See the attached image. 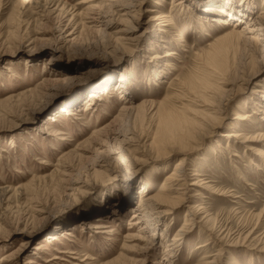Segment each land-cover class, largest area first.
Masks as SVG:
<instances>
[{
    "label": "rangeland",
    "instance_id": "1",
    "mask_svg": "<svg viewBox=\"0 0 264 264\" xmlns=\"http://www.w3.org/2000/svg\"><path fill=\"white\" fill-rule=\"evenodd\" d=\"M30 1L0 0V264H264V0Z\"/></svg>",
    "mask_w": 264,
    "mask_h": 264
},
{
    "label": "bare ground",
    "instance_id": "2",
    "mask_svg": "<svg viewBox=\"0 0 264 264\" xmlns=\"http://www.w3.org/2000/svg\"><path fill=\"white\" fill-rule=\"evenodd\" d=\"M30 0H18V2H17V4L19 5V7L20 8H25V7H27L29 4H30ZM152 12H154V10H152ZM159 19H164V16H158V17H152L151 18V20H154V21H158ZM218 20V19H217ZM164 22H167V21H163L162 22V24L160 25V27H163V28H165V27H169V25L170 24H164V26H162L163 25V23ZM247 29H249L248 27H245L244 29H243V31L241 32V31H238V32H235L233 35L236 37V38H238V39H240V40H245V42H251V40L250 39H248L246 36H248V34H250L251 32H248V33H246V31H247ZM161 32L162 33H169V31L167 30V29H161ZM243 34H245L246 36H244ZM258 42H259V40H258ZM174 55H176V53H174V52H170V53H167L166 55H165V57H172V56H174ZM121 82L123 81V80H120ZM123 83V82H122ZM122 83H120V85L122 84ZM192 84V83H191ZM191 84H189V85H191ZM185 86V84L183 85V87ZM188 86V85H187ZM121 86H119V88H120ZM190 88H192V86L190 87ZM194 88V87H193ZM196 88V87H195ZM189 90H192V89H189ZM189 92H191V91H189ZM192 92H195V91H192ZM204 92H207V91H205L204 90ZM196 93V92H195ZM203 93V92H202ZM254 93H257V92H254ZM192 94V96L193 97H196V96H194L193 95V93H191ZM190 93H189V95H191ZM201 94V93H200ZM206 94V93H205ZM208 94V93H207ZM94 95V96H93ZM197 95V94H196ZM92 96L93 97H97L98 96V94H95V93H92ZM190 97L191 99H189V101H187V102H190V103H192V100H193V97ZM199 96V95H198ZM197 98V97H196ZM199 98V97H198ZM198 98L196 99L197 101H198ZM200 98H202V97H200ZM199 98V99H200ZM204 99V98H203ZM262 99L264 100V94L262 95ZM195 101V100H194ZM202 101V100H201ZM196 102V101H195ZM199 102H200V100H199ZM194 103V102H193ZM197 104V103H196ZM204 104V103H203ZM89 105H91V104H89ZM203 106H205L206 108L208 107V109H205L207 112L209 111L210 112V107L208 106V105H203ZM184 109V108H183ZM174 110V109H173ZM195 110V109H194ZM193 110V113L195 112ZM200 111V110H199ZM199 111H197L196 110V112L198 113ZM206 111H204V113H202L203 111H201V113H199V114H201L202 115V118L200 119V121H195V120H192V119H190L189 117H183V116H180V115H178V114H170L169 112V114L168 113H166V115L164 116V118L161 120L162 121V125H163V127H164V130L166 131V133H165V135H164V137L166 138L165 140H169V138L170 137H173V138H176V139H179L180 138V140H181V142L183 143V142H185V141H187V139H185L186 137H188V139H191V138H189V137H193L194 136V134L195 133H197L196 132V130H198L199 131V129L201 130L202 128H207L208 130H215L216 128H220L222 125H220L222 122V120L220 119V118H218V119H216L215 121H212L211 120V118H210V114H209V112L207 113ZM67 113H69L68 111H66ZM180 113V112H179ZM72 115V113H70L69 114V116H71ZM183 115V114H182ZM186 115V114H185ZM201 115H199V116H201ZM199 116L197 117V119L199 118ZM237 118V120H239V121H245V119H248V116H246V115H241V114H238V116L236 117ZM199 120V119H198ZM206 129V130H207ZM183 135V137H181ZM195 136H197V135H195ZM222 136L223 137H225L226 139H234V138H236V139H239V138H241V136H242V134H239V133H235V132H231V133H225V134H222ZM164 137H162V139L164 138ZM173 138L172 139H170L171 141L173 140ZM185 139V141H183ZM264 139V138H263ZM192 141H193V139H191ZM190 140V141H191ZM195 140H196V138H195ZM164 141V140H163ZM170 141V142H171ZM175 141H177V140H175ZM249 141H255L254 139L253 140H246L245 142H243V143H248ZM162 142V141H161ZM168 142V141H167ZM174 142V141H173ZM177 142H179V141H177ZM182 143H180V145L182 144ZM165 143L163 142V145H164ZM179 144V143H178ZM188 144V143H187ZM161 145H162V143H161ZM158 146H159V144H158ZM157 146V147H158ZM112 147V146H111ZM185 147L187 148V147H189V146H187V145H185V144H183V145H181V149H185ZM111 149V148H110ZM161 149V148H160ZM164 149V148H163ZM166 149V148H165ZM181 149H180V151H181ZM253 149V148H252ZM159 152H161V151H159ZM158 152V153H159ZM160 154V153H159ZM262 155V159H264V154H261ZM130 156L133 158L132 160L130 159ZM114 162H115V164L116 165H118V164H122V165H124L125 166V168H126V170L129 172L132 168H133V166L134 165H136L137 164V158L135 157V155H130L129 153H127L123 148H121L120 149V154H119V156H117V158L114 160ZM178 164H177V166L175 167V171L176 170H178V169H180V167H182L183 165H184V161H182V160H180L179 162H177ZM123 166V167H124ZM103 168H104V166H103ZM193 176H195V175H193ZM165 180H166V186H165V188H167V187H169V186H167V185H172L173 187H177L178 189H177V191H178V193H177V195L180 193V191H182V190H188L189 189V187H200V188H203V189H208V188H210L209 186H207V185H205V183H204V181H198V180H196V179H191L190 178V176L188 175V174H183V175H178V173L177 172H173L172 174H169L168 176H166V178H165ZM86 184H89V181H87L86 182ZM172 188V187H171ZM168 189H165V191H167ZM81 193H82V188H79L78 190H77V192H76V194H74V199L78 202V201H80L81 200V197H80V195H81ZM227 194H228V192H226ZM225 193H220V195H224ZM185 195V192L184 193H181V194H179L178 196H184ZM198 196V195H197ZM231 196V195H230ZM229 196V197H230ZM157 200L159 201V202H161V203H163V202H165V203H168L169 204V206H168V211L167 212H165L164 214H165V216L166 215H171L172 213H171V211L172 210H174L175 209V207L178 205V202H179V200H180V198H174L173 200H171V198H169V196L168 195H166V194H161V195H159L158 196V198H157ZM161 200V201H160ZM157 204H159V203H157ZM143 204H140V206H139V208L142 206ZM160 206H161V204H159ZM138 208V209H139ZM192 210H194V211H192L191 210V213H196V215H198L199 213L200 214H204L202 211H204V207H201L200 206V208L197 210V208H191ZM197 210V211H196ZM137 215H134V217H136ZM200 216H197V218H199ZM205 219H208V217L206 216V218H204V220ZM209 220H207L205 223H207ZM151 222V219H148L147 221H146V223H150ZM188 225H191V224H188V223H185L184 224V226H183V229H185ZM182 232H185L186 234H188L189 233V231H187V230H182ZM228 230H227V233H226V235H228ZM231 233V232H230ZM252 232H250L249 233V235L251 234ZM224 237H225V235H224ZM247 237L248 236H246L243 240H244V244L246 245V239H247ZM239 238H242L241 236H239ZM237 241V240H236ZM248 241V240H247ZM260 242V241H259ZM249 246H252V245H249ZM28 264H30V262H28ZM205 264H215V262L213 261V262H206Z\"/></svg>",
    "mask_w": 264,
    "mask_h": 264
}]
</instances>
